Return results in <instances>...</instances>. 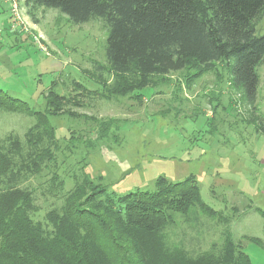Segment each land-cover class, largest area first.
<instances>
[{
    "label": "rangeland",
    "instance_id": "1",
    "mask_svg": "<svg viewBox=\"0 0 264 264\" xmlns=\"http://www.w3.org/2000/svg\"><path fill=\"white\" fill-rule=\"evenodd\" d=\"M254 28L264 35V12ZM107 34L98 18L73 24L56 9L0 0V90L51 126L35 132L33 116L0 109V188L30 194V217L48 230L46 214L84 176L121 197L153 192L160 177L193 175L201 202L218 215L198 207L172 214L160 232L165 249L198 254L228 237L252 264H264V62L254 104L231 88L223 64L195 79L191 68L139 76L136 86L125 75L112 93ZM110 119L116 139L88 148L96 124Z\"/></svg>",
    "mask_w": 264,
    "mask_h": 264
},
{
    "label": "trees",
    "instance_id": "2",
    "mask_svg": "<svg viewBox=\"0 0 264 264\" xmlns=\"http://www.w3.org/2000/svg\"><path fill=\"white\" fill-rule=\"evenodd\" d=\"M27 4L32 11L59 10L73 24L97 18L103 22L108 30L105 58L114 77L109 92L119 93L125 75L136 86L139 76L163 77L191 68L195 79L223 64L231 88L248 104L256 101L264 35H255L254 23L264 12V0H27ZM25 105L0 90V109L33 116L35 132L51 128L46 115L32 114ZM96 125V138L88 148L111 135L116 139V120ZM4 163L0 156V182L6 173ZM5 190L0 188V264H252L239 243L228 237L220 248L214 245L198 254L163 246L160 232L172 214L185 215L198 207L218 215L201 202L193 175L178 183L160 177L153 192L121 197L97 188L84 176L64 195L63 205L46 214L48 230L30 217L34 209L30 194Z\"/></svg>",
    "mask_w": 264,
    "mask_h": 264
}]
</instances>
